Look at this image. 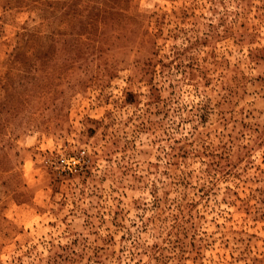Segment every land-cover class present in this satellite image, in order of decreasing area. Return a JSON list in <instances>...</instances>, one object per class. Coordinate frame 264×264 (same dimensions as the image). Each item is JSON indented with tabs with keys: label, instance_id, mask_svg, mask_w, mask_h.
Segmentation results:
<instances>
[{
	"label": "rangeland",
	"instance_id": "rangeland-1",
	"mask_svg": "<svg viewBox=\"0 0 264 264\" xmlns=\"http://www.w3.org/2000/svg\"><path fill=\"white\" fill-rule=\"evenodd\" d=\"M0 264H264V0H0Z\"/></svg>",
	"mask_w": 264,
	"mask_h": 264
}]
</instances>
